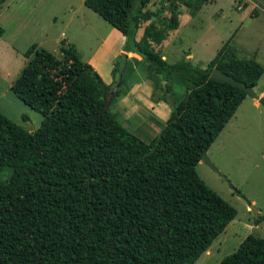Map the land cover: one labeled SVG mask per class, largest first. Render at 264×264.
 Wrapping results in <instances>:
<instances>
[{
  "label": "trees",
  "instance_id": "trees-1",
  "mask_svg": "<svg viewBox=\"0 0 264 264\" xmlns=\"http://www.w3.org/2000/svg\"><path fill=\"white\" fill-rule=\"evenodd\" d=\"M149 2L85 0L124 35L123 51L160 77L165 100L183 85L149 142L122 126L110 106L102 112L108 85L74 47L62 40L61 59L35 44L23 53L28 60L11 90L43 118L26 131L0 113V170L11 168L0 182V264H194L235 218L196 165L246 93L210 73L218 68L254 87L264 68L237 57L229 40L205 66L167 63L152 42L176 27V6L137 40L140 22L151 18ZM218 264H264V236L247 234Z\"/></svg>",
  "mask_w": 264,
  "mask_h": 264
},
{
  "label": "crops",
  "instance_id": "crops-1",
  "mask_svg": "<svg viewBox=\"0 0 264 264\" xmlns=\"http://www.w3.org/2000/svg\"><path fill=\"white\" fill-rule=\"evenodd\" d=\"M217 1L219 0L204 1L195 13L190 12L189 1L177 4L174 11L177 19L176 27L166 28L164 39L159 43L152 42L153 50L169 64L178 61L191 62L190 59L193 58H196L195 60L200 63H207L227 38L229 43L234 38L236 31L232 26L234 20L247 17L255 19L264 14V0H229L231 1V8L241 13H235L231 9L224 12L221 7H218ZM215 3L220 13H226L229 18V25L225 27V31L229 34L224 37L216 36L219 39L218 44H216L219 46L217 51L216 46L211 49L206 48L204 51L202 49L196 51L201 37L193 42H185L184 38L187 31L184 30L185 25L182 24L181 18L183 15L186 16L185 18L188 16L193 21L187 26L188 30L191 34L193 32L192 36L198 34L199 23L197 20L200 18L201 12H204L203 9L208 4L213 5ZM163 4H167V0H150L146 5L145 9L151 13V18L140 22L135 35L137 40L141 38L144 28L151 21H156V25L161 27L158 19L170 17L172 14L171 7L167 6L166 8ZM180 5L184 6L185 9ZM195 20L196 22H194ZM0 28L2 29L0 32V86L2 87L0 99L6 95L3 88L4 83L6 88L11 89L13 81L19 76L26 64L28 58L23 53L32 44H35L37 48H45L53 53L58 50L59 54H55V56L61 59L63 56L60 50L61 41H65L64 45L74 47L78 57L83 62L89 63L106 85L112 82L113 69L119 54L125 52L123 51L124 35L101 15L86 6L85 0H5L0 4ZM214 38L210 39L215 42L216 39ZM173 44L180 46L172 51ZM50 47H53V50ZM83 51L84 55L82 56ZM179 51L182 52L181 56L183 55L181 60H179ZM198 53L201 54L198 56ZM207 53L210 55L208 61L205 60L207 56H202ZM125 54L128 63L123 74L122 89L124 88L123 90L126 92L129 91L131 99L123 96L117 103V109L123 110L133 120H138V126L132 129L135 135L140 139L149 137L152 140L165 125L171 110L162 95V98L158 96L156 103L150 101L151 96L155 99L156 95L159 94L156 86L158 76L149 71L139 55L132 52H125ZM263 74L264 71L253 88L258 95L264 97V87L259 85ZM126 92H119V94ZM119 94L118 96H120ZM254 100L255 104L258 105L259 101ZM141 105L144 107L143 111ZM38 126L34 125V129Z\"/></svg>",
  "mask_w": 264,
  "mask_h": 264
},
{
  "label": "rangeland",
  "instance_id": "rangeland-1",
  "mask_svg": "<svg viewBox=\"0 0 264 264\" xmlns=\"http://www.w3.org/2000/svg\"><path fill=\"white\" fill-rule=\"evenodd\" d=\"M183 1H193V5L189 6L190 12L195 8L194 4L197 5L200 2V0H167V4H163V6L166 8L167 6L174 7ZM217 2L218 7H221L224 12L231 9L235 13H241L231 8V1L229 0H219ZM180 7L185 9L184 6L180 5ZM203 10L204 12H201V16L197 20L199 23L197 31L199 33L193 36V32L191 34L187 27L193 21L188 16L185 18V15L181 18L182 24L185 25L184 30L187 31L184 38L185 42H193L201 37L196 51L215 48L219 42L216 36L224 37L229 34L225 31V27L229 25V18L226 13H220L219 9L216 8V3L213 5L208 4ZM165 26H167L166 23L162 27L163 30H165ZM232 26H234L236 31L229 45L235 50L236 56L241 59H253L260 62L264 67V14L255 19L248 17L245 19L239 18L233 21ZM210 38H214L216 41L214 42ZM227 40L228 38L225 42ZM172 46V51H175L180 45L173 44ZM218 47L216 46V51ZM50 48L52 49L53 47ZM55 52L52 53L54 55L59 54L58 50ZM181 54L182 52L179 51V60L182 59L183 55L181 56ZM199 54L201 53H198V56ZM81 55H84V51ZM202 56H207V59H205L207 61L214 57H210L208 53ZM202 58L204 59V57ZM195 59H190L192 64L206 65V63H200ZM159 85L160 77L158 76L156 86L159 94L156 95L155 99L151 96L150 101L153 103H156L158 96L162 98V90L159 88ZM259 85L264 87V74L259 81ZM122 87L123 83L120 86L119 92H126ZM3 88L6 91V95L3 99H0V113L26 131H31L34 129V125H39L43 115L20 100L11 89L5 87V83ZM0 89L2 90L1 86ZM171 90L177 93L172 94L171 99L168 101L163 98L170 110L172 109L173 102L181 99L184 93L183 85L181 84L173 85ZM118 94L110 104V111L122 126L132 132V129L138 126V120H133L123 110L117 109L118 101L123 96L131 99V95L129 91L125 94H119L120 96ZM141 110H144L142 105ZM24 115L27 116V119L24 118ZM142 140L149 142L151 139L143 137ZM206 155L215 169L201 159L196 165L198 175L211 189L229 202L236 209L237 214L194 264H218L225 255L236 249L247 234L264 236V219L256 223L254 212L251 210V206H254L258 210V218L260 216L264 218V105L261 103L256 105L253 98L246 96L234 115L210 145L206 151ZM10 173V167H3L0 170V182L6 181ZM235 189L240 193L235 192Z\"/></svg>",
  "mask_w": 264,
  "mask_h": 264
},
{
  "label": "water",
  "instance_id": "water-1",
  "mask_svg": "<svg viewBox=\"0 0 264 264\" xmlns=\"http://www.w3.org/2000/svg\"><path fill=\"white\" fill-rule=\"evenodd\" d=\"M118 66L115 70L112 82L106 87V97L104 99V104H103V108H102V112H104L107 108H109L110 106V102L112 99V96L114 95V93L116 92V90L122 85V77H123V73L127 67V56L125 54V52H122L119 54L118 56ZM210 78L217 80V81H223V82H227L230 83L234 86L239 87L240 89H242L247 96L257 99L259 101V103L264 105V97L258 95V93L255 92L254 88L251 86H248L246 83L242 82V81H238L236 79H234L232 76L227 75L222 73L218 68H214L211 73H210ZM164 84V81H163ZM202 159L205 163H207L210 167H212L213 169H215L213 167V165L211 164V162L209 161L206 153H204L202 155ZM251 210L254 212L255 215V219L258 218V210L257 208H255L254 206H251Z\"/></svg>",
  "mask_w": 264,
  "mask_h": 264
}]
</instances>
